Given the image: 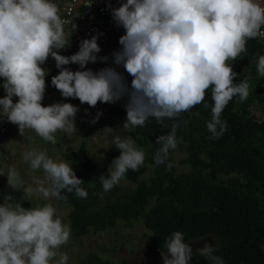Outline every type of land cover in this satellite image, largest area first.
<instances>
[{
  "label": "clouds",
  "instance_id": "obj_1",
  "mask_svg": "<svg viewBox=\"0 0 264 264\" xmlns=\"http://www.w3.org/2000/svg\"><path fill=\"white\" fill-rule=\"evenodd\" d=\"M112 8L116 27H122L120 50L113 52L116 67L98 71L87 68L98 60L101 48L98 36L83 39L79 50L71 55L59 54L70 46L64 24L54 0H0V78L5 95L0 98V118L18 126L20 136L34 131L44 141L55 145L56 133L76 132L75 118L79 108L71 103L43 106L48 69L42 65L51 57L59 69L51 84L64 98L78 99L95 107L98 102L112 104L127 98L123 128L145 126L154 118L167 134L157 137L155 165L166 164L171 170L170 150L177 149L176 136L181 113L202 104L211 90L212 118L207 122L209 139H219L227 130L221 114L234 97L245 101L250 85L245 79L234 83L239 75L232 64L247 51V42L264 38V2L262 0H118ZM76 25L73 26L75 31ZM79 65L82 70L65 67ZM123 67L132 77L129 86L117 70ZM257 71L264 77V55L258 57ZM13 97L18 98L16 102ZM207 106V105H206ZM102 115L98 112L91 123ZM198 115V113H197ZM166 120L173 121L169 126ZM185 125L187 121H184ZM114 133L111 127L102 130ZM120 155L112 161L108 176L99 180L106 193L118 185L128 170L137 171L145 161V150L131 138H113ZM29 174L43 170L44 181L35 188L24 187L20 172L9 167L7 184L15 191L23 189V197L33 194L47 200H66L67 194L86 199L67 160L55 161L43 150L23 153ZM167 162V163H166ZM46 185V186H45ZM23 197L21 199L23 200ZM71 238L70 226L57 215L52 203L25 209L11 194L0 203V264H68L69 256L60 251ZM163 264H190L193 248L184 234L176 231L164 242ZM215 247L205 242L198 254L211 264H225L213 255Z\"/></svg>",
  "mask_w": 264,
  "mask_h": 264
},
{
  "label": "trees",
  "instance_id": "obj_2",
  "mask_svg": "<svg viewBox=\"0 0 264 264\" xmlns=\"http://www.w3.org/2000/svg\"><path fill=\"white\" fill-rule=\"evenodd\" d=\"M246 47L232 67L239 74L234 83L248 80V98L241 102L234 97L226 106L221 120L227 122V130L219 139H209L206 127L212 118L211 90L202 104L181 113L176 121L180 143L168 158L171 170L166 164L155 165L153 159L159 147L157 137L170 131L154 118L143 127L126 128L127 137L145 150V161L137 171L128 170L106 193L99 176L109 175L120 151L108 147L99 169L87 142H78L68 157L75 163L73 170L84 181L81 187L88 196L82 199L65 193L67 199L59 200L69 207L67 224L72 237L111 229L121 221L140 222L144 239L161 252L167 238L180 231L186 243L211 237L216 249L213 255L225 264H264V77L257 71L258 57L264 55V38L251 39ZM51 67L54 62L47 63L46 69ZM172 122L165 121L169 126ZM15 126L12 124L9 132ZM176 154L181 155L178 161ZM4 191L12 193L7 188ZM79 264L120 263L87 253ZM190 264L211 261L193 250Z\"/></svg>",
  "mask_w": 264,
  "mask_h": 264
},
{
  "label": "rangeland",
  "instance_id": "obj_3",
  "mask_svg": "<svg viewBox=\"0 0 264 264\" xmlns=\"http://www.w3.org/2000/svg\"><path fill=\"white\" fill-rule=\"evenodd\" d=\"M110 49L103 52L98 57H108L107 63L98 60L97 63H89L87 68L92 69L94 72L105 67H116L113 63L112 53L120 50L119 43L108 44ZM76 48H65L60 50L59 54L64 56H71L75 54ZM73 53V54H72ZM55 61L49 57L47 63ZM65 67L72 71L82 70L79 65L69 64ZM121 72L129 86L131 84L132 77L128 75L123 67L117 68ZM59 69L51 67L46 76V91L44 99L42 101L43 106H49L54 103H71L79 108L76 114L75 126L77 131L72 134H66L63 132L56 133L57 143L55 145L50 142L44 141L37 136L34 131H27L25 136H20L18 133V126L16 125L7 137L0 145V194L1 200L7 195L6 191L2 192V189L7 188L12 191L11 195L21 203V206L25 209L30 207H36L38 204L43 205L45 203H52L57 209V215L61 217L62 221L67 224V214L69 207L59 200L51 199L47 200L43 197L33 194L31 197H23V189L15 191L7 184V171L9 167H15L21 174L24 181V187L37 186V181H44L45 173L43 170L35 171L29 174V165L23 160V153L29 150H43L47 152L50 158L55 161L67 160L71 163L72 168L76 167L75 163L69 159V154L72 149L76 148L80 140H85L89 146L91 156L100 169L104 162L103 153L110 147L115 146L113 144V138L115 135H119L122 139L129 138L126 135V128H123V123L126 121V109L124 107L127 98L119 100L115 103H100L95 107L81 104L78 99L64 98L61 93L51 84L52 76L57 75ZM101 112L96 123L91 121L96 117L97 113ZM105 127H111L115 131L112 134L105 135L102 131ZM181 155L176 154L175 159L178 161ZM182 169V168H180ZM46 186V185H45ZM23 197V200L21 199ZM144 228L140 222L123 223L120 222L119 226L107 229L104 231H98L81 237H72L69 242L62 246L60 251L66 252L69 256L68 264H79V260L87 253L102 254L106 258H110L120 264H163L161 251L149 245L148 242L142 236ZM208 242L213 245L214 240L211 237L200 238L191 242H188L193 250H198L203 247L204 243Z\"/></svg>",
  "mask_w": 264,
  "mask_h": 264
},
{
  "label": "built area",
  "instance_id": "obj_4",
  "mask_svg": "<svg viewBox=\"0 0 264 264\" xmlns=\"http://www.w3.org/2000/svg\"><path fill=\"white\" fill-rule=\"evenodd\" d=\"M54 2L58 5L61 18L66 21L64 31L70 43V46L66 47L68 49L76 48L78 51L81 40L98 36L97 43L101 51L97 55H101L113 46L108 44L119 43V37L124 34L122 27H116L108 7L109 3L112 8L119 7L118 0H54ZM74 25L76 29L72 31ZM42 67H47V61ZM2 83L3 79L0 78V85ZM4 95V90L0 87V98ZM13 101L16 102L17 99L13 97ZM11 126L6 118H0V145Z\"/></svg>",
  "mask_w": 264,
  "mask_h": 264
}]
</instances>
